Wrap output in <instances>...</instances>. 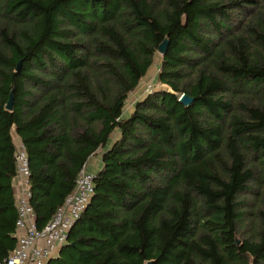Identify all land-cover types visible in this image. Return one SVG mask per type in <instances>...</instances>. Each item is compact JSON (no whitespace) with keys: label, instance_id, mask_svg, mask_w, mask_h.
Listing matches in <instances>:
<instances>
[{"label":"trees","instance_id":"trees-1","mask_svg":"<svg viewBox=\"0 0 264 264\" xmlns=\"http://www.w3.org/2000/svg\"><path fill=\"white\" fill-rule=\"evenodd\" d=\"M164 38L165 88L122 116ZM12 134L37 228L101 148L45 264H264V0H0V263L15 243Z\"/></svg>","mask_w":264,"mask_h":264},{"label":"built area","instance_id":"built-area-1","mask_svg":"<svg viewBox=\"0 0 264 264\" xmlns=\"http://www.w3.org/2000/svg\"><path fill=\"white\" fill-rule=\"evenodd\" d=\"M14 146L15 243L0 264H45L65 243L71 225L89 201L93 191L94 173L88 171L83 164L77 172L71 192L49 219L37 228L28 203L29 170L26 152L21 143Z\"/></svg>","mask_w":264,"mask_h":264},{"label":"rangeland","instance_id":"rangeland-1","mask_svg":"<svg viewBox=\"0 0 264 264\" xmlns=\"http://www.w3.org/2000/svg\"><path fill=\"white\" fill-rule=\"evenodd\" d=\"M159 62H160L159 53L156 52L153 57V61L151 65L147 68L145 74L140 78L137 86L127 94L125 104L122 110V116H125L127 113H129V111L132 109L133 103L136 100L143 98V96L146 93H148V91L153 90V89L165 88L161 86L156 80ZM116 136H117V130L114 129L110 133L106 145H109L113 141L114 137ZM100 150L101 148L95 151V153L93 154L94 155L93 158L98 157L97 154L100 153Z\"/></svg>","mask_w":264,"mask_h":264},{"label":"water","instance_id":"water-1","mask_svg":"<svg viewBox=\"0 0 264 264\" xmlns=\"http://www.w3.org/2000/svg\"><path fill=\"white\" fill-rule=\"evenodd\" d=\"M166 46H167V40L164 38L158 45H157V52L162 55L164 54L165 50H166ZM20 66V61H17L16 66H15V70L17 71L19 69ZM177 100L183 104V106H187L188 103L191 101V98H189L186 94L181 93L178 95ZM11 101H12V97H11V92H9L6 103L4 105V108L6 110H9L11 108ZM147 264H149V262H147Z\"/></svg>","mask_w":264,"mask_h":264},{"label":"crops","instance_id":"crops-1","mask_svg":"<svg viewBox=\"0 0 264 264\" xmlns=\"http://www.w3.org/2000/svg\"><path fill=\"white\" fill-rule=\"evenodd\" d=\"M117 136H118V132H117ZM116 136V137H117ZM114 137V139L116 138ZM12 139L14 141V145L15 144H19L20 143V140L19 138L12 134ZM113 139V140H114ZM97 158H93L94 155H91L87 158L86 162H85V167L88 171L92 172V173H95L101 166V161H100V153L97 154ZM12 188H14V179H12Z\"/></svg>","mask_w":264,"mask_h":264}]
</instances>
